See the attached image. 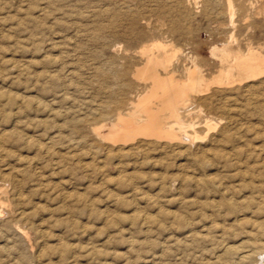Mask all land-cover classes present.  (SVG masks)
Returning <instances> with one entry per match:
<instances>
[{
  "label": "rangeland",
  "instance_id": "obj_1",
  "mask_svg": "<svg viewBox=\"0 0 264 264\" xmlns=\"http://www.w3.org/2000/svg\"><path fill=\"white\" fill-rule=\"evenodd\" d=\"M190 3L0 0V264H214L255 222L264 234V75L182 110L202 136L192 147L110 150L93 135L151 86L134 75L143 45L182 49L208 79L220 65L213 46L264 57V0H233L234 27L227 0ZM211 118L222 124L207 135Z\"/></svg>",
  "mask_w": 264,
  "mask_h": 264
},
{
  "label": "bare ground",
  "instance_id": "obj_2",
  "mask_svg": "<svg viewBox=\"0 0 264 264\" xmlns=\"http://www.w3.org/2000/svg\"><path fill=\"white\" fill-rule=\"evenodd\" d=\"M186 1H187V3H190L191 1H194V0H186ZM195 1H197V0H195ZM211 1H213V0H211ZM223 4H225V3L223 2ZM186 5H188V4H186ZM191 7H190V9H191ZM210 7H213V6H210ZM234 7H235V5L233 6V0H227V11L228 12H226V13L229 14V18H230L229 21H230L231 26L234 25V18H235L234 17V15H235ZM240 11H242V10H240ZM187 12H188V10H187ZM192 13H194V11ZM205 13H206V11H205ZM205 15H207V14H205ZM216 33L218 34V31ZM211 34H212V32H211ZM94 37H92V39H94ZM99 37L100 36L95 37L96 40H99L98 39ZM234 41H235V39L232 36L230 39V42L232 43ZM237 42H238V40H237ZM229 45L230 44H224L222 47H218V46L211 47L210 52H209V57L211 59L212 58H218L220 60L218 73L215 76H213L211 79H208L206 77V75L204 74L203 67L200 65L197 57H190L187 60H185L186 57H184V52L182 51V49L174 47L172 44L162 42V41H152L151 43H149L147 45H143L139 49V51H137V53L140 54V56H141V59L143 61V66L138 68L134 75H135L136 79H138L139 81L146 82V84H147V82L151 83V86L149 87V89L147 90V92L143 96L138 97V99L136 101L130 102L129 105L132 107V109L129 111V113L127 115H124L123 113L120 112L116 115V119H114L113 123L110 124L109 126H106L107 124L106 125L103 124L102 126L94 127L93 128V135L95 136V138L98 141H100L101 143H103L104 146L107 145L106 147L107 148L109 147L110 150L111 149L123 150L126 148H128V150L129 149L130 150H134V149L136 150V149H140L139 147H141L142 144L147 146L148 144L153 143V144L157 145V144H161L163 142H167V143H169V145H171L173 143H179V144H185V145L187 144L188 147H189V145L192 147V145H194L195 141L196 142L200 141L199 139H201L202 136L197 135L196 132L198 130L195 132V135L189 134L188 129L195 130V123L186 124L182 120V117H181L182 112L181 111L184 110V112H186V111H189L191 109H196V105H198V103L200 101L198 98L208 94V92L214 86L220 87V88L232 87L235 84L249 82V81L255 80V79L261 77L262 75H264V57L260 53L256 52L254 49H250V47L248 49L249 51L247 50L248 51L247 54L243 55L240 51H238L237 53H234V50L232 51L231 48L229 47ZM263 45H262V47H263ZM57 48H59V47H57ZM80 48H81V46H80ZM181 68L184 71L185 75H184V78L179 79L177 77L178 74L176 72L179 71V69H181ZM58 76H57L58 80H56V81L60 80V78ZM53 81H55V79ZM52 85H53V83H52ZM127 86H129V84ZM56 87L57 86H55V90L57 89ZM16 100H18V98ZM14 102L16 104L15 99H14ZM11 103H13V102H11ZM207 103L208 102H206V104ZM116 104H119V102H116ZM203 105L205 106L204 103H203ZM12 106H14V104ZM12 106H11V108H12ZM200 106H201V104H200ZM22 108H23V106H22ZM200 112H201V110H200ZM212 118L214 119V117H212ZM212 118H211V120L208 119V121H206V123L204 122L206 125L203 124L207 128V132H206L207 135L211 133L210 131H212V129H214L216 131L217 130L216 125H218L220 123V121H218L219 122L218 124L215 123L214 120H212ZM217 118H216V120H217ZM230 118H231V116H230ZM222 120H224V119H222ZM213 122L215 123V125L213 124ZM226 122L230 123L228 121H226ZM221 124L222 123H220V125ZM18 125H20V124H18ZM203 125H201V126H203ZM220 125L217 126L218 130L220 128ZM202 129H205V128L203 127ZM226 129H227V127H226ZM18 132H20V131H18ZM15 134H19V133L16 132ZM23 136H25V135H23ZM51 136H53V135L51 134ZM206 136H204V137L206 138ZM220 137H221V135H220ZM228 137L231 138V136H228ZM227 139H229V138H227ZM222 140L225 141L224 137ZM29 142L31 143V141H29ZM0 144H1V142H0ZM20 144H18V145H20ZM26 145H27V143H26ZM37 145L39 146V149H43L42 148L43 143H42V145H41V143H39V144L37 143ZM144 145H143V147H144ZM47 153H49V152H47ZM231 157H233V156H231ZM12 178H13V176H12ZM206 180H208V179H206ZM209 180H211V179H209ZM202 182H203V180H202ZM209 182H211V181H208L207 183H209ZM207 183H205V184H207ZM259 184H263V183L259 182ZM254 185H255V183H254ZM262 186H264V185H262ZM260 190H261V188H260ZM222 197H223V195H222ZM238 203H239V201H238ZM1 204H2V201H1ZM228 205L230 206V204H228ZM235 205H237V204H235ZM262 205H263V203H262ZM232 207H234V206H231V208ZM238 207H240V206H238ZM260 208H261V206H260ZM219 210L220 209H218V211ZM240 211H241V209H240ZM235 212L236 211L232 210V213L235 214ZM14 213H16V212H13V214ZM253 214H255V212ZM246 217H249V216H246ZM246 219L245 218L240 219L239 217H236L233 221H234V224L238 223L239 225H242L246 222ZM251 219H253V218H251ZM251 219H250V221H251ZM262 220H264V219H262ZM188 223H191V222H188ZM258 223H256V222L254 223V224H256V226H254L255 228L253 229L254 230L253 232L251 231L250 233H247V232H249V231H247L245 233L246 234V238H245L246 240L245 239L239 240V241L236 240L235 237H237V235H238L237 234L234 237L235 238V240H233L234 242L232 241V242L227 243L226 242L227 240L225 241L226 232L225 231L216 232V235L213 236V238L217 239L219 241H225L226 243L222 246L223 251H224L223 255L214 257V260H215L214 264L215 263L216 264H263V261H264V238H263V235L264 234L261 232L262 231V225L258 224ZM238 227L242 230V232H245V227L243 225L238 226ZM18 231L23 236H25L24 231H22V230H18ZM242 235H243V233H242ZM195 241H196V239H195ZM209 263H210V260H209Z\"/></svg>",
  "mask_w": 264,
  "mask_h": 264
}]
</instances>
